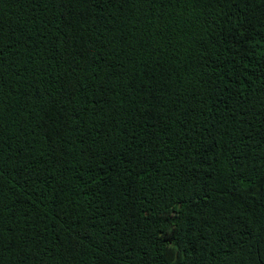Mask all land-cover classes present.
Returning <instances> with one entry per match:
<instances>
[{"label":"trees","instance_id":"trees-1","mask_svg":"<svg viewBox=\"0 0 264 264\" xmlns=\"http://www.w3.org/2000/svg\"><path fill=\"white\" fill-rule=\"evenodd\" d=\"M0 264H264V0H0Z\"/></svg>","mask_w":264,"mask_h":264}]
</instances>
